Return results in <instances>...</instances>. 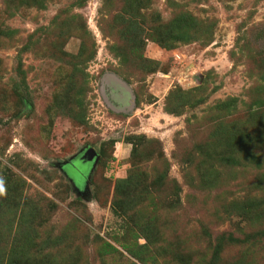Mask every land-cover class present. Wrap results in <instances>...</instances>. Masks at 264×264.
Listing matches in <instances>:
<instances>
[{
    "label": "rangeland",
    "instance_id": "374dc122",
    "mask_svg": "<svg viewBox=\"0 0 264 264\" xmlns=\"http://www.w3.org/2000/svg\"><path fill=\"white\" fill-rule=\"evenodd\" d=\"M0 189V264H264V0H0Z\"/></svg>",
    "mask_w": 264,
    "mask_h": 264
},
{
    "label": "water",
    "instance_id": "95a60500",
    "mask_svg": "<svg viewBox=\"0 0 264 264\" xmlns=\"http://www.w3.org/2000/svg\"><path fill=\"white\" fill-rule=\"evenodd\" d=\"M111 85L109 86H105L104 89H108V87H110L108 90L112 91L114 89L117 90L118 94L122 95L124 97V101H118L114 106V104H112V100H114L113 98H107L106 97V103L114 108V109H123V108H127V106L130 104L128 101L131 98L130 97V93L129 90L126 86V84L121 81L120 79H118L117 77L113 76L111 78ZM106 90V93L107 91ZM119 90V91H118ZM105 94V92H104ZM96 156L95 151L91 148V147H87L85 148L78 156H75V158L73 159V162L75 163V165H80L83 167V169H88L89 164L91 163V161L93 160V158ZM81 168V167H80Z\"/></svg>",
    "mask_w": 264,
    "mask_h": 264
},
{
    "label": "trees",
    "instance_id": "16d2710c",
    "mask_svg": "<svg viewBox=\"0 0 264 264\" xmlns=\"http://www.w3.org/2000/svg\"><path fill=\"white\" fill-rule=\"evenodd\" d=\"M151 39H153V40H155V41H158L157 40V38L156 37H154V36H151ZM166 41V40H165ZM161 43V45L162 46H164V47H168V44H167V42H160ZM120 188H121V186L120 185H116L115 186V191H114V195L116 196H119L120 194H119V191H120ZM109 246V245H108ZM120 246L122 247V249H124V250H126L127 252H129L130 254H132V256H134L135 255V251L134 250H132V248L130 247V245H129V243H122V244H120ZM111 249H113V248H111ZM143 259V258H142Z\"/></svg>",
    "mask_w": 264,
    "mask_h": 264
},
{
    "label": "flooded vegetation",
    "instance_id": "af4514ba",
    "mask_svg": "<svg viewBox=\"0 0 264 264\" xmlns=\"http://www.w3.org/2000/svg\"><path fill=\"white\" fill-rule=\"evenodd\" d=\"M107 87V86H106ZM110 87H108V89H109ZM108 89H105V96L107 97V93H106V90H108ZM119 91V90H118ZM108 98V97H107ZM124 98V97H123ZM118 101H114V100H112V104H114V106L115 105H117L118 103H117ZM117 103V104H116Z\"/></svg>",
    "mask_w": 264,
    "mask_h": 264
},
{
    "label": "clouds",
    "instance_id": "9594fccd",
    "mask_svg": "<svg viewBox=\"0 0 264 264\" xmlns=\"http://www.w3.org/2000/svg\"><path fill=\"white\" fill-rule=\"evenodd\" d=\"M3 190L2 189H0V192H2Z\"/></svg>",
    "mask_w": 264,
    "mask_h": 264
}]
</instances>
